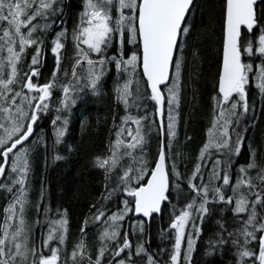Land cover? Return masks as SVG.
Segmentation results:
<instances>
[{
	"label": "snow or ice",
	"instance_id": "obj_1",
	"mask_svg": "<svg viewBox=\"0 0 264 264\" xmlns=\"http://www.w3.org/2000/svg\"><path fill=\"white\" fill-rule=\"evenodd\" d=\"M193 8L194 0H83L71 32L70 70H62L69 39L63 0H0V190L11 197L0 223V264H193L202 225L213 212L219 218L205 255L227 249L231 264H264V152L249 138L247 161L237 163L255 122L249 88L264 97V0H223L222 60L210 98L211 125L185 174L178 163V127L189 53L192 60L199 55ZM49 32L47 43L43 37ZM29 48L34 51L22 71ZM45 48L54 67L40 82ZM113 71L111 94L123 115L119 124L113 120L108 154L93 158L105 173V191L69 250L67 210L56 209L59 218H52L43 186L36 218L30 222L26 215L31 155L34 147L48 148L35 126L54 107V142L60 144L68 124L62 113L70 112L83 93L99 95ZM55 91L60 95L53 106ZM153 134L157 146L151 154ZM166 203L172 204L170 249L152 253L143 239L133 247L128 233L121 234L122 222L129 214L150 220ZM144 224V219L133 221V233L138 227L143 236ZM90 225L97 229L94 258L86 242Z\"/></svg>",
	"mask_w": 264,
	"mask_h": 264
},
{
	"label": "trees",
	"instance_id": "obj_2",
	"mask_svg": "<svg viewBox=\"0 0 264 264\" xmlns=\"http://www.w3.org/2000/svg\"><path fill=\"white\" fill-rule=\"evenodd\" d=\"M78 2L80 1L70 0L67 3L66 0H63L64 19L69 32V39L64 50L62 70L64 68L70 70L71 66L70 57L73 51L71 32L77 23L78 12L81 11L79 9L81 5ZM222 3L223 0H196L194 3L193 36L197 40L199 55L198 58L192 60L189 53L190 66L185 69V83L188 87L183 92L184 101L182 100L181 104L182 110L180 109L178 127V146L182 153L178 163L181 173L185 174L192 169L199 149L206 140V130L211 125L212 105L210 98L213 94V82L218 79L217 73L222 60ZM52 35L53 33L49 32L43 38L47 43H50ZM48 49L50 50V48H45L44 51L40 82H43L45 77L50 75L54 67V57ZM33 51V48L27 49L20 66L22 71L26 70L25 66L30 62ZM189 73H191V79H189ZM114 80L115 73L113 71L105 78L104 86L102 85L99 95L93 96L90 92L83 93L76 104L71 107L70 112L62 113L68 117V124L60 144L54 142L55 137L51 123L56 116L54 107L47 114H42L35 126V133L37 135L43 134L48 148L45 151L43 146L34 147L31 155L30 212L27 218L30 222L36 218L35 204L40 199L41 187L43 186L44 203L52 209L50 216L58 219L56 209L61 212L67 210V247L69 250L80 236L82 222L86 216L90 215L91 206L95 204L99 207V197L105 191V173L93 165V158L108 154L109 143L115 138L113 120L115 118L116 124H119L120 116L123 115L122 107L116 103L110 93ZM59 95V91L54 92L53 106L56 103L55 97ZM249 102L250 104L255 103L256 118L248 130L237 163L247 161L249 138H251L253 146L258 148V151L264 152V97H261L257 89L250 87ZM248 115L251 116L252 112L250 111ZM186 136L190 139L186 140ZM149 146L151 154H154L157 146L155 134H153ZM173 151H176L175 147ZM57 154L62 159L54 160L53 157ZM184 187L186 188V185ZM118 196L119 194L112 198L110 207L113 211L119 206ZM10 198V194L0 190V223L3 222V208ZM172 204L176 205L178 211L180 203L177 198H173ZM172 204L166 203L160 216H154L150 223L145 222L143 236H141L138 227L133 233L132 222L137 219H134L133 214H129L130 218L126 217L122 222L121 234L125 231L128 233L133 247L139 240L143 239L145 247L152 253L158 252L159 249H170L172 232L169 229V217L172 213ZM42 209L43 205L41 206ZM218 218V212H213L211 216L206 217L202 225V234L197 239L195 251L192 254L193 264H231L233 257L227 249L223 253L217 251L205 255L206 242L214 231L215 221ZM44 230L46 231V226ZM96 230L95 225H90L86 229V242L89 248L93 250V258L96 247ZM40 232L41 229L37 227L35 235L39 237Z\"/></svg>",
	"mask_w": 264,
	"mask_h": 264
},
{
	"label": "bare ground",
	"instance_id": "obj_3",
	"mask_svg": "<svg viewBox=\"0 0 264 264\" xmlns=\"http://www.w3.org/2000/svg\"><path fill=\"white\" fill-rule=\"evenodd\" d=\"M79 1V0H78ZM79 3V2H78ZM79 13V12H78ZM75 14V13H74ZM73 14V15H74ZM71 16V15H70ZM67 18V17H66ZM73 19V18H72ZM74 21V20H73ZM72 21V22H73ZM67 49V48H66ZM49 50V49H48ZM50 51V50H49ZM70 54V53H69ZM47 56V55H46ZM64 56V55H63ZM44 72H46V71H44ZM45 74V73H44ZM104 86V85H103ZM111 93V92H110ZM101 97V96H100ZM185 97H186V95H185ZM108 100V99H107ZM184 101V100H183ZM184 104V103H183ZM183 106V105H182ZM183 108V107H182ZM211 109V108H210ZM182 110V109H181ZM208 112V111H207ZM210 112V111H209ZM264 113V112H263ZM193 118V117H192ZM256 118V117H255ZM202 119V118H201ZM41 121V120H40ZM263 127V126H262ZM261 129V128H260ZM182 134V133H181ZM203 140V139H202ZM192 141V140H191ZM197 143V142H196ZM181 146V145H180ZM53 147V146H52ZM196 147V146H195ZM52 149V148H51ZM195 149V148H194ZM52 152V151H51ZM58 152H60V151H58ZM195 152V151H194ZM51 154V153H50ZM62 154V153H61ZM198 155V154H197ZM196 156V155H195ZM47 157V156H46ZM52 157V156H51ZM195 158V157H194ZM35 160V159H34ZM66 163V162H65ZM73 165V164H72ZM69 166V165H68ZM189 167V166H188ZM192 168V167H191ZM62 174V173H61ZM55 177V176H54ZM61 180V179H60ZM54 181V180H53ZM55 186V185H54ZM59 188V187H58ZM65 188V187H64ZM52 191V190H51ZM94 233V232H93ZM207 258V257H206ZM225 259V258H224ZM209 263V262H208ZM207 264V263H206Z\"/></svg>",
	"mask_w": 264,
	"mask_h": 264
},
{
	"label": "water",
	"instance_id": "obj_4",
	"mask_svg": "<svg viewBox=\"0 0 264 264\" xmlns=\"http://www.w3.org/2000/svg\"><path fill=\"white\" fill-rule=\"evenodd\" d=\"M195 1L196 0H194V3H195ZM163 209V208H162ZM161 214V213H160ZM160 214H154L153 216H152V218L154 217V216H160ZM133 216H134V218L135 219H144L147 223H150V221H151V219L149 220L148 218H142V217H137V216H135L134 214H133Z\"/></svg>",
	"mask_w": 264,
	"mask_h": 264
},
{
	"label": "rangeland",
	"instance_id": "obj_5",
	"mask_svg": "<svg viewBox=\"0 0 264 264\" xmlns=\"http://www.w3.org/2000/svg\"><path fill=\"white\" fill-rule=\"evenodd\" d=\"M29 192H31V189L29 190ZM29 212H30V210H29V206H28V209H27V212H26V215H27V216H28ZM49 215H50V214H49ZM40 218L42 219V221L44 220V217H43V216H41Z\"/></svg>",
	"mask_w": 264,
	"mask_h": 264
},
{
	"label": "flooded vegetation",
	"instance_id": "obj_6",
	"mask_svg": "<svg viewBox=\"0 0 264 264\" xmlns=\"http://www.w3.org/2000/svg\"><path fill=\"white\" fill-rule=\"evenodd\" d=\"M79 1H80V2H79V3H80V5H81V6H79V9L81 10V8H82V3H83V0H79ZM66 2H67V3H69V2H70V0H66Z\"/></svg>",
	"mask_w": 264,
	"mask_h": 264
}]
</instances>
